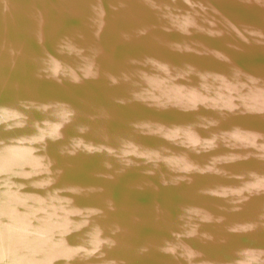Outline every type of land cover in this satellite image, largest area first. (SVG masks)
<instances>
[{
  "label": "water",
  "instance_id": "water-1",
  "mask_svg": "<svg viewBox=\"0 0 264 264\" xmlns=\"http://www.w3.org/2000/svg\"><path fill=\"white\" fill-rule=\"evenodd\" d=\"M0 264H264V0H0Z\"/></svg>",
  "mask_w": 264,
  "mask_h": 264
}]
</instances>
